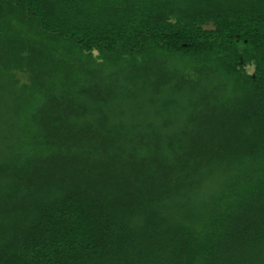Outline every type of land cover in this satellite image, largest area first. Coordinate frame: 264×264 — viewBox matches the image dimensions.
<instances>
[{"label": "trees", "instance_id": "obj_1", "mask_svg": "<svg viewBox=\"0 0 264 264\" xmlns=\"http://www.w3.org/2000/svg\"><path fill=\"white\" fill-rule=\"evenodd\" d=\"M0 264H264V0H0Z\"/></svg>", "mask_w": 264, "mask_h": 264}, {"label": "rangeland", "instance_id": "obj_2", "mask_svg": "<svg viewBox=\"0 0 264 264\" xmlns=\"http://www.w3.org/2000/svg\"><path fill=\"white\" fill-rule=\"evenodd\" d=\"M95 55H96V52L94 51L93 52V56H95ZM247 70L250 71L251 68L247 67ZM16 76L18 77V80H19L20 83H27L29 81V79H30L29 73H27V72H19V71H17L16 72Z\"/></svg>", "mask_w": 264, "mask_h": 264}]
</instances>
